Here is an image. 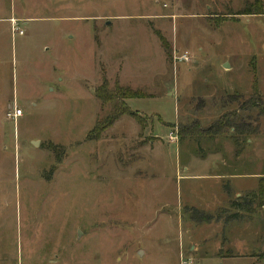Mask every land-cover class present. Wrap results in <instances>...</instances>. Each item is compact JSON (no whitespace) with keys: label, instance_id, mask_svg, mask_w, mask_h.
<instances>
[{"label":"rangeland","instance_id":"374dc122","mask_svg":"<svg viewBox=\"0 0 264 264\" xmlns=\"http://www.w3.org/2000/svg\"><path fill=\"white\" fill-rule=\"evenodd\" d=\"M254 1L0 0V264H222L239 256L221 234L233 218L248 253L223 264L264 262V207L251 199L264 174V29L240 14ZM104 78L142 98L94 139L115 102L96 97ZM254 78L263 97L250 108ZM223 115L228 136L180 140ZM206 141L223 148L202 160ZM224 181L236 191L223 197Z\"/></svg>","mask_w":264,"mask_h":264},{"label":"trees","instance_id":"16d2710c","mask_svg":"<svg viewBox=\"0 0 264 264\" xmlns=\"http://www.w3.org/2000/svg\"><path fill=\"white\" fill-rule=\"evenodd\" d=\"M262 5L263 4L261 3V0H255L254 2L251 3V5L244 7L241 10L240 14L242 15L264 14ZM162 43L166 49V44L164 43L163 40H162ZM107 86H108L107 81L104 78L102 83L99 85V87L96 88V97L100 99L103 103L112 102V101H115V102H114L112 111L109 112V114H107L103 119L98 120L95 123L92 130L90 131L89 135L92 134V137L94 139H99L102 133L104 132V130L110 127L121 116L135 115L125 103L126 99L142 98V95H140L138 91L132 90L130 87L115 84V86L111 90H108ZM252 88H253L252 98L254 97L255 99H252V100L250 99L246 104L250 108L259 107L260 102L256 103V101L262 102V100H261V96L258 93V88L256 87L255 78L253 81ZM227 120L228 119L223 115L216 123H214L208 129H205V131H201L200 128L196 126V124L191 125L190 127L185 128V130L183 131L185 133L182 134V131L181 130L179 131L180 140H182L183 137H186L187 139H190V140L192 139L198 143L199 137L203 133H207L209 137H213L216 135H222V134H223L222 136H225V134L228 136L230 129H232V123H228ZM231 139L233 140L232 135H231ZM199 156L200 157L203 156V152H199ZM251 199L252 201H254L256 207L258 208L264 207V174L259 177L256 192L251 196ZM240 207H237V208H240ZM194 212L204 215L203 213L199 211H194ZM206 220H208V218H206L205 216L204 218H201V221L203 222Z\"/></svg>","mask_w":264,"mask_h":264},{"label":"crops","instance_id":"0c3cea01","mask_svg":"<svg viewBox=\"0 0 264 264\" xmlns=\"http://www.w3.org/2000/svg\"><path fill=\"white\" fill-rule=\"evenodd\" d=\"M251 16H259V18H262V25H263V29H264V14H252ZM260 47H261V53L263 54V56H264V39L262 40V42H261V45H260ZM258 93H259V95L261 96V99H262V97H263V94H261V92L258 90ZM220 135H216V136H213V137H209L208 139L209 140H215L217 137H219ZM207 142V144H211L209 141H206ZM212 145V144H211ZM223 146V145H222ZM223 148V147H222ZM222 148H221V145H220V143L218 142V143H216V144H214V145H212L211 147H210V149L211 150H208V148H207V150L205 151L206 152V154L205 153H203V156H201L200 157V159H202V160H205L207 157H208V155H210V154H212L213 153V151H215V152H217V151H221L222 150ZM218 149V150H217ZM213 150V151H212ZM186 165V164H185ZM184 169H185V171H187V168L186 167H184ZM222 190H223V192H224V194H223V197L225 196V195H228L229 194V191L231 192L232 190L233 191H236V189L235 188H232L231 186H230V184H229V181H224V182H222ZM223 197H222V199H223ZM221 199V202L223 201ZM197 207H195V211H199V212H201V213H203V214H206V215H208L209 216V218H208V220H206V221H204V223H211L212 221H213V217H211L212 215H210V213L209 212H207V211H205V210H199V209H196ZM236 209H237V207H235ZM242 221V220H241ZM194 222H199V220H194ZM200 222H203V221H200ZM245 222H247V221H245ZM229 225H228V228L227 227H225V229L224 228H221V234H225V236H224V244L226 245V250H231L233 253H234V255H238L239 254V256H224V257H218V260L220 261V262H222V264L224 263V262H230V261H233V260H239L240 259V255H243L244 257H246L245 256V254L246 253H248L247 251H243V253H241L240 254V249H237V247L235 248L234 247V241H235V237H233V227L236 225V224H238V219L237 218H233L231 221H229V223H228ZM221 234H218V236L220 235V237L219 238H221ZM216 238H218V237H216ZM193 248H195L194 249V251L198 248V246H192ZM192 247L190 248V249H192ZM260 247H263V246H255V247H253L255 250H251V249H248V251L250 250V251H257V249H259ZM217 249V248H216ZM193 251V252H194ZM218 251V250H217ZM193 252H190V253H193ZM227 252H229V251H227ZM191 256V255H190ZM194 259V258H193ZM261 262V263H260ZM260 262H256V261H252V263L253 264H264V262H262V260L260 261Z\"/></svg>","mask_w":264,"mask_h":264},{"label":"built area","instance_id":"2783aa9c","mask_svg":"<svg viewBox=\"0 0 264 264\" xmlns=\"http://www.w3.org/2000/svg\"><path fill=\"white\" fill-rule=\"evenodd\" d=\"M10 24H11V32L12 35H20L23 33V31L21 29H19L17 22L14 19H10ZM187 59V54L186 53H181V54H176L174 55V60H186ZM21 113L20 110L15 111L14 113H11L9 116L13 119H15L19 114ZM175 135L173 132H169L168 134V138L170 140H174L175 139ZM181 264H192L191 262H182Z\"/></svg>","mask_w":264,"mask_h":264},{"label":"water","instance_id":"95a60500","mask_svg":"<svg viewBox=\"0 0 264 264\" xmlns=\"http://www.w3.org/2000/svg\"><path fill=\"white\" fill-rule=\"evenodd\" d=\"M224 68H228L229 64L226 62L224 65ZM36 144V142H34Z\"/></svg>","mask_w":264,"mask_h":264}]
</instances>
